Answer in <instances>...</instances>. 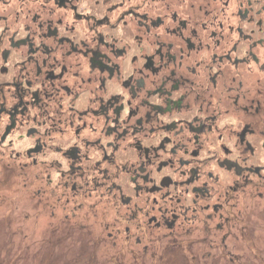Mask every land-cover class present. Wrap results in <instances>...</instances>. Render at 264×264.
<instances>
[{
	"label": "flooded vegetation",
	"instance_id": "1",
	"mask_svg": "<svg viewBox=\"0 0 264 264\" xmlns=\"http://www.w3.org/2000/svg\"><path fill=\"white\" fill-rule=\"evenodd\" d=\"M10 192L62 236L93 211L135 264H245L227 243L264 227V0H0Z\"/></svg>",
	"mask_w": 264,
	"mask_h": 264
},
{
	"label": "rangeland",
	"instance_id": "2",
	"mask_svg": "<svg viewBox=\"0 0 264 264\" xmlns=\"http://www.w3.org/2000/svg\"><path fill=\"white\" fill-rule=\"evenodd\" d=\"M11 192L4 193L3 199L0 200V264H135L129 254L118 256L113 250L117 252V249L113 248L111 241L96 245L100 240L101 225L93 220V211L90 214L83 212L71 220L73 223L85 225V231H74L70 236H62L61 233H67L63 227L57 228L55 234L52 233V228L62 223L63 216L59 211L55 223L50 225L51 228L44 222H23L21 210L18 209L17 195ZM98 218L104 217L98 214ZM261 229L252 234L254 240L249 243L247 254L244 253L242 236L230 238L227 244L231 255L241 257L245 264H264V261L253 263L248 257L249 254L257 252H262L260 256H264V227ZM77 233L86 235L92 244H89L88 238ZM196 248L192 246L190 251L200 257L201 253H198ZM216 254L217 258L214 255V259H207L200 264H228V259L220 257L221 253ZM139 263L155 264L148 256L139 260Z\"/></svg>",
	"mask_w": 264,
	"mask_h": 264
}]
</instances>
